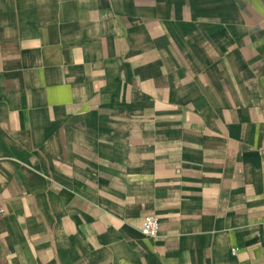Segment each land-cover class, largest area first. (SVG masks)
<instances>
[{"label": "crops", "instance_id": "0c3cea01", "mask_svg": "<svg viewBox=\"0 0 264 264\" xmlns=\"http://www.w3.org/2000/svg\"><path fill=\"white\" fill-rule=\"evenodd\" d=\"M0 202V264H264V0H0Z\"/></svg>", "mask_w": 264, "mask_h": 264}, {"label": "built area", "instance_id": "2783aa9c", "mask_svg": "<svg viewBox=\"0 0 264 264\" xmlns=\"http://www.w3.org/2000/svg\"><path fill=\"white\" fill-rule=\"evenodd\" d=\"M3 212V206L0 202V213ZM140 233L145 238H156L159 234V220L153 214H147L143 217Z\"/></svg>", "mask_w": 264, "mask_h": 264}]
</instances>
